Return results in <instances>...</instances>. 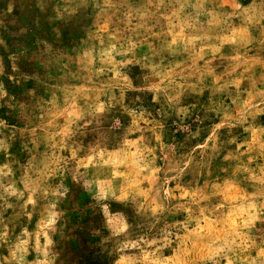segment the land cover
Wrapping results in <instances>:
<instances>
[{
	"label": "rangeland",
	"instance_id": "374dc122",
	"mask_svg": "<svg viewBox=\"0 0 264 264\" xmlns=\"http://www.w3.org/2000/svg\"><path fill=\"white\" fill-rule=\"evenodd\" d=\"M0 264H264V0H0Z\"/></svg>",
	"mask_w": 264,
	"mask_h": 264
}]
</instances>
